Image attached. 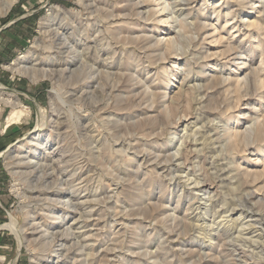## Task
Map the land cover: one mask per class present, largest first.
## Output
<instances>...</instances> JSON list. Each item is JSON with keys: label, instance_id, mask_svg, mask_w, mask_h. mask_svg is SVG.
Instances as JSON below:
<instances>
[{"label": "rangeland", "instance_id": "rangeland-1", "mask_svg": "<svg viewBox=\"0 0 264 264\" xmlns=\"http://www.w3.org/2000/svg\"><path fill=\"white\" fill-rule=\"evenodd\" d=\"M160 2L0 14V264H264V0Z\"/></svg>", "mask_w": 264, "mask_h": 264}, {"label": "bare ground", "instance_id": "bare-ground-1", "mask_svg": "<svg viewBox=\"0 0 264 264\" xmlns=\"http://www.w3.org/2000/svg\"><path fill=\"white\" fill-rule=\"evenodd\" d=\"M16 1L17 0H7V1H4V2H2L3 4H1V6H2V8H3V12H1L0 11V14H6V13H8V11L11 9V7L16 3ZM148 2H150V3H154V4H156L155 5V7L151 10V11H149V12H147L146 13V17L145 18H148V19H152L155 15H158L157 17H156V19H158V21L159 22H162V23H164V24H166L167 22H169V19H177V17H175V14L176 13H178V12H175V8L172 6V7H170V3H168V6H169V8L168 7H166V4H164L163 2L161 3L160 2V0H148ZM164 4V5H163ZM135 6H137V4H135ZM167 8L169 9L168 10V12H167ZM171 8V9H170ZM181 13H182V11H181ZM137 15H141L140 14V12H138L137 13ZM169 15H174V17L173 16H171V17H168ZM145 16V15H144ZM230 15L229 14H227L226 15V18L228 19V17H229ZM154 19V18H153ZM176 21V20H175ZM107 23V22H106ZM228 23V22H227ZM249 26H254V23H250V25ZM207 28V26H205V25H203V27L201 28L202 30H205ZM212 28L213 29H215L214 28V26L212 25ZM215 32L216 31H214L213 32V34H215ZM182 38H183V35L181 34V33H179L178 34V36L175 38V40H173L172 39V37H163L162 39H159L158 40V44H160V43H162V45L163 44H165V46L167 47V48H172V47H174V44H176L177 42H182ZM221 38V40H222V37H220ZM72 49V48H71ZM74 54V53H73ZM80 55V54H79ZM233 55H238V54H233ZM78 57H80V56H78ZM81 59H83V58H81ZM235 60H237V58L235 59ZM84 61V60H83ZM79 62H81L80 60H79ZM95 63H98V62H96L95 61ZM95 65H97V64H95ZM261 65L262 66H264V60L261 62ZM98 66H100V67H103V68H106V65H104V64H98ZM257 71L255 70L254 72H253V74H255V76L257 75ZM258 76V75H257ZM44 77H49V75L46 73L45 75H44ZM239 82V81H238ZM239 84V83H238ZM260 84L264 87V81H263V79L262 80H260ZM108 95V94H107ZM1 104V103H0ZM258 123V122H257ZM259 124V123H258ZM45 125V117H44V115H43V113L41 112V114H40V118H39V122H38V127H43ZM259 126H260V124H259ZM258 126V127H259ZM252 127V126H251ZM261 127V126H260ZM214 128V127H213ZM214 130V129H213ZM227 130V131H226ZM225 130V136H226V138H227V141H228V144H230L231 142H232V140H234V139H236L237 137H239V135H240V133H237V132H235V130L233 131V132H231L229 129H226ZM257 133V132H256ZM222 138V137H221ZM179 147H181V146H179ZM180 149H182V148H179V149H177V151L175 152V153H177L178 152V150H180ZM180 152V151H179ZM182 152V151H181ZM174 153V154H175ZM179 154V153H178ZM178 154H176V156H178ZM175 155H173L172 157L173 158H175L176 157ZM156 157V156H155ZM172 158V159H173ZM156 159V158H155ZM179 159V158H178ZM176 161H177V159H176ZM173 162V161H172ZM181 162V161H180ZM184 164V163H183ZM186 165V164H185ZM196 168V167H195ZM189 174V173H188ZM184 176V175H183ZM189 176V175H188ZM192 177V176H191ZM187 180H189L188 178H187ZM190 181V180H189ZM192 182V181H191ZM196 183V182H195ZM194 183V184H195ZM254 192V191H253ZM248 195H251L252 197H254V198H259V195H257L256 194V191H255V194L254 193H250V194H248ZM70 197V196H69ZM66 199V198H65ZM58 201V200H57ZM62 202V201H61ZM60 202V203H61ZM69 203H70V200H66V205H68L69 206ZM65 205V204H64ZM233 210V209H232ZM230 215V214H229ZM225 216V215H224ZM73 222V221H72ZM236 224V223H235ZM195 225V224H194ZM237 225V224H236ZM6 226H8V228H10L13 232H15L16 234H17V238H18V241H19V243L21 244L22 243V232L20 231V227H19V225H18V222L15 220V218H13L12 217V219H11V221H10V223H8ZM214 226V225H213ZM234 226V225H233ZM239 226V225H238ZM248 226V225H247ZM250 227V226H249ZM264 227V226H263ZM234 228V227H233ZM243 228V227H242ZM238 230V229H237ZM244 230V229H243ZM228 231V230H227ZM233 231H235V229L233 230ZM239 231H241V229H240V227H239ZM238 231V232H239ZM251 231V230H250ZM230 235H232V234H230ZM236 236H241V235H236ZM237 238V237H236ZM241 239V238H240ZM231 240V239H230ZM237 240H238V238H237ZM241 240H243V239H241ZM254 243V242H253ZM242 246V245H241ZM55 247V246H54ZM251 252V251H250Z\"/></svg>", "mask_w": 264, "mask_h": 264}, {"label": "crops", "instance_id": "crops-1", "mask_svg": "<svg viewBox=\"0 0 264 264\" xmlns=\"http://www.w3.org/2000/svg\"><path fill=\"white\" fill-rule=\"evenodd\" d=\"M13 41L16 42V43H18V44H20L21 46H23V44H24V38H23V36H18Z\"/></svg>", "mask_w": 264, "mask_h": 264}]
</instances>
